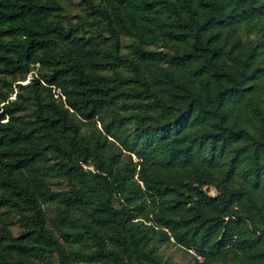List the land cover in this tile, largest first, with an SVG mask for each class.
<instances>
[{
    "label": "trees",
    "instance_id": "obj_1",
    "mask_svg": "<svg viewBox=\"0 0 264 264\" xmlns=\"http://www.w3.org/2000/svg\"><path fill=\"white\" fill-rule=\"evenodd\" d=\"M63 1L0 0V264H264V0Z\"/></svg>",
    "mask_w": 264,
    "mask_h": 264
},
{
    "label": "rangeland",
    "instance_id": "obj_2",
    "mask_svg": "<svg viewBox=\"0 0 264 264\" xmlns=\"http://www.w3.org/2000/svg\"><path fill=\"white\" fill-rule=\"evenodd\" d=\"M64 15L71 19L72 21H75L82 17L83 10L80 7L79 0H64ZM253 36V34H252ZM130 42L131 40L127 37H123L122 39V53H128L130 52ZM38 63L34 64L32 66V70L26 74V75H20V82L25 83L27 80L31 78V76L37 73L38 71ZM119 69L122 71L124 75H129L130 71L126 66H119ZM102 73L109 74L110 71H102ZM17 90V88L14 87L13 92L11 93V96H14V92ZM124 137H126V140L131 141L132 140V126L128 125L127 130L125 134H123ZM134 156V155H133ZM135 157V156H134ZM49 184L52 189H61L65 187L64 180L57 176L56 174L50 175L48 177ZM209 192L211 194L215 193V189L213 187H208ZM44 207L47 211V214L49 217L54 216L55 210L53 209L52 203H44ZM12 231L16 235L18 234L19 228L16 223L12 224ZM157 251L162 255V258L166 261H168L170 264H194V259L191 256V252L189 250H186L185 248L179 247L173 243H163L158 245ZM201 259V258H200ZM51 260L53 263L57 262L55 254L52 255ZM49 264V263H48ZM213 264H236L233 260L232 256L229 255L225 262L221 261H215Z\"/></svg>",
    "mask_w": 264,
    "mask_h": 264
},
{
    "label": "built area",
    "instance_id": "obj_3",
    "mask_svg": "<svg viewBox=\"0 0 264 264\" xmlns=\"http://www.w3.org/2000/svg\"><path fill=\"white\" fill-rule=\"evenodd\" d=\"M190 252H192L197 258H200L201 255L193 251L192 249H189Z\"/></svg>",
    "mask_w": 264,
    "mask_h": 264
}]
</instances>
